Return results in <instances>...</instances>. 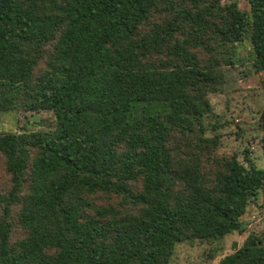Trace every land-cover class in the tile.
Here are the masks:
<instances>
[{"label":"trees","instance_id":"trees-1","mask_svg":"<svg viewBox=\"0 0 264 264\" xmlns=\"http://www.w3.org/2000/svg\"><path fill=\"white\" fill-rule=\"evenodd\" d=\"M0 0V264H169L176 242L242 233L264 167L219 152L209 94L248 38L264 71V0ZM264 101V77L260 80ZM264 156V104L259 114ZM218 264H264V232Z\"/></svg>","mask_w":264,"mask_h":264},{"label":"rangeland","instance_id":"rangeland-1","mask_svg":"<svg viewBox=\"0 0 264 264\" xmlns=\"http://www.w3.org/2000/svg\"><path fill=\"white\" fill-rule=\"evenodd\" d=\"M221 5L235 4L241 11H249L248 0H215ZM235 66L225 67V82L222 91L210 93L212 113L205 118L207 128L218 126L208 135L220 136L219 152L235 153L243 161L244 150L255 164L263 168L258 127L259 114L263 108V93L260 80L263 72H255L252 65L251 43L248 38L239 43ZM53 110L39 112L5 111L0 113V132L46 128L53 121ZM1 164V159H0ZM5 184V176L0 165V186ZM245 225L242 233L233 232L218 240H185L176 242L169 264H218L227 254L234 252L250 233L264 232V207L262 199L250 203L240 218Z\"/></svg>","mask_w":264,"mask_h":264}]
</instances>
